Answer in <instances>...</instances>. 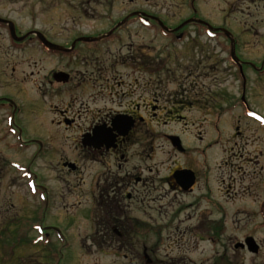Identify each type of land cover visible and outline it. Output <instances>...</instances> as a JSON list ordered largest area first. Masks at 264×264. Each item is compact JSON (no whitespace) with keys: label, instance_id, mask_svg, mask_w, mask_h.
<instances>
[{"label":"flooded vegetation","instance_id":"1","mask_svg":"<svg viewBox=\"0 0 264 264\" xmlns=\"http://www.w3.org/2000/svg\"><path fill=\"white\" fill-rule=\"evenodd\" d=\"M172 1L182 5L179 15L169 9L160 11L154 7L164 4L163 0H96V3L70 0L69 4H98L105 12L96 17L86 10L84 18L71 21L63 37H58L56 33L50 36L40 29L47 40L57 45L50 49L33 34L22 41L11 39L8 32L5 34L8 42L5 50L35 45L38 52L50 57L49 64L52 66L38 68L47 70L46 81L53 92L51 96L60 97H53L50 103L55 115L52 120L62 127L60 133L64 134L63 138L70 140L67 146L65 140V148L61 147V152L56 155L55 165L60 163L61 171L59 168L58 171L67 175L65 179L84 184L80 206H84V218L89 229L85 239L103 248L120 250L122 245L143 238L139 251L143 256L148 255L150 260L154 256H149L146 242H150L154 234L158 235L155 237L156 242L169 239V216L184 221L183 234L195 232V229L203 230L192 221L200 225L203 218L210 219L208 229L200 234L205 239L216 238L217 218L212 219L211 216L218 209L225 211L231 205L236 212H252L249 220L246 218L241 222L243 227L256 222V225L264 224V53L256 61L242 57L244 38L236 32L234 49L239 60H233L228 39L217 30L218 27H227L225 21L219 23L213 17L211 19L198 14L197 0ZM240 1L264 10V0ZM119 6L115 16L113 12ZM249 13L255 15L251 11ZM257 15L254 20L261 17L264 22V14L263 18L261 12L258 11ZM97 18L100 27L92 31H86V27L78 23H88L90 20L94 23ZM119 20L123 24L114 27ZM187 20L181 28L176 29ZM158 21L162 22L165 29L160 28ZM207 23L209 26H204ZM15 28L18 36L33 29L21 31L16 25ZM159 34L172 39L173 44L158 47L144 40L143 45L129 44L139 42L140 36L150 40ZM122 37L124 39L121 40ZM133 37L137 40L133 41ZM192 38L193 42H198L195 45H209L214 57L228 69L230 77L219 92L197 86H207L208 82L197 79L194 83H183L179 81L188 79V76H172L176 70L188 71L190 74L188 66L194 60L191 58L193 55L188 52V58H183L178 53L186 52L185 47ZM201 58L210 60L212 56L201 53L196 59ZM239 67L245 76L237 74L236 69ZM11 69L13 71L14 67ZM253 69L258 74L250 77ZM34 73L39 74L40 69ZM58 82L70 83L74 89H67L64 95L59 94ZM167 84L175 86L168 92L163 88ZM161 94H167L166 105H160ZM18 96L0 94V113L4 121L11 118L22 142H47L39 134L25 137L26 130L18 117H21L23 109L21 102L29 100L24 99L25 94H22L24 98L21 100ZM38 97L36 106H42L41 102L49 105V99L43 95ZM188 111L209 116L204 122L211 138L203 141L202 130H198L193 148L182 138L183 144L180 141L181 147L178 148L173 145L171 135L180 134L172 129L162 131V136H157L167 145L168 153L175 156L163 159L164 170L154 167L158 164L153 160L154 122L158 123L163 116L171 118L173 115L174 121H183L186 119L183 113ZM200 123L197 128L201 127ZM227 123H230V127ZM245 125L253 128L252 137L245 133ZM2 128L4 132L8 130L6 124ZM225 130H228L230 137L236 131L235 138L239 140L230 144L227 156L218 164V148L229 143L225 138ZM249 143L252 148L245 152L249 149L246 146ZM38 156L40 151L36 152L35 158ZM32 172L37 192L44 193L46 210L51 209L49 202L53 201L54 193L50 184L45 182L36 166ZM224 192L226 197L222 195ZM246 197L250 198L249 204H239ZM174 201L178 202V207L170 210L171 202ZM137 206L143 208L152 220L146 223L142 231L137 230L135 225L137 216L131 215ZM191 208L192 213L187 215L186 212ZM39 224L45 236L49 237L52 231L47 227L55 224H43L42 221ZM61 234L66 241L64 232ZM150 251L154 253L151 248ZM66 261L70 263L68 259Z\"/></svg>","mask_w":264,"mask_h":264},{"label":"rangeland","instance_id":"2","mask_svg":"<svg viewBox=\"0 0 264 264\" xmlns=\"http://www.w3.org/2000/svg\"><path fill=\"white\" fill-rule=\"evenodd\" d=\"M90 1L96 3V0ZM163 2L164 4H157L154 7L158 8L160 11L169 9V11H173L175 15L176 13L178 15L182 13L180 10L183 8L181 4H178L172 0H163ZM88 3L89 6L86 4L84 5L77 3H72L69 5L58 0H0V14L1 16L15 20L18 28L21 31H25L37 26L35 28H38L39 30L41 29L50 36L56 33L58 37H63L67 33L66 28L70 27L68 25L71 24V21L74 18H84L85 16L83 13L86 12V10L87 13H90V15L93 13L96 17L99 15V13L105 12L102 7L98 6V4L95 5L90 2ZM196 6L198 14L210 17L211 19L213 17L219 23L225 21L231 27V29L237 31L239 37L244 38L241 50L242 57L258 60L259 56H261V53H264V22H262L261 17L259 20H254L255 16H258V11L262 13L263 18L264 10H261L259 6L257 9H255L250 7V5L247 3L245 4L241 1L239 2V0H197ZM119 9L120 6L117 7L113 12L115 16H117ZM250 11L253 12V14L255 13V15H250ZM171 21L175 20L171 19ZM78 23L81 24L83 28L86 27V31H92L100 27L98 18L94 20V23H92L91 20L88 23L83 21H78ZM122 39H124V37H122L121 40ZM138 39L139 42H130L129 44L143 45L142 42L144 40L146 43L154 44V46L160 47L159 45L162 43L161 40H158L157 43V40L154 37L148 40L147 38L140 36ZM132 40L136 41L137 39L133 37ZM125 41H128V39ZM190 42H188L189 44L185 47L186 52L178 53V55L183 58H188V52L193 55L191 58H194V60L188 66L190 74L188 75V71L183 72L182 70H176L172 76H188V79L184 78L185 80L179 81L183 83H194L197 79L208 82L207 86H202L201 84L197 86L203 89L208 87V89H211L213 92H219V89L224 87L225 83L230 77L228 69L226 66L219 63V59L214 57L209 45H195L198 44V42H193V38ZM28 44L32 43H27V45ZM193 44L194 46H192ZM6 46H8V42L5 40L4 29L0 28V94L7 93L19 95L18 98L20 100L24 98L22 94H25L24 99L29 101L21 102L23 109L21 117H18V121L21 123V126L25 128V134L28 136H34L38 134L41 135L39 137H42L47 141V146H44L46 151H41V155L37 158H33V149L20 148L17 151L10 150L8 147V142H11V140L14 138L3 131L2 126L5 124V122L2 113H0V228H7L10 221L19 222L21 219H23V216L29 217L30 215H33L34 209L36 208V202L33 200V198L28 197V195L24 193L22 180L20 181L15 176L11 177L9 172L12 170V168H10L11 166L6 168L5 165H3V161H5V159H10L11 161H27L29 158H32V168L33 165L34 167L36 166V170L42 173L45 182L50 184L52 192L54 193V195H52L53 201L51 204V209L47 215V218H45V221L46 223H56L61 225L73 242L72 248L68 250L67 254L69 259L68 262H70L68 264H147V258L139 251L142 247L141 243H143V238H140L139 240H133V243H129V245L122 247L129 249L128 251H125L127 254L126 259L118 258L119 260H114L108 258L107 256L101 255L97 250L98 245L89 243L90 240L85 239V235L86 233H89V229L87 221L84 218V206H80L84 184L81 181L77 182L73 179H65L64 177L67 175L58 171V168L61 171L60 163L59 165H55L57 162L58 153L61 152V147L65 148L64 142H66L65 140L67 139L63 138L64 134L60 133L62 132V130H60L62 127L52 120L55 115L50 103H52L53 97H60L59 95L51 96L53 92L51 93L50 85L46 81L47 75L45 72L47 70L38 68L43 66H52L49 64L50 57L48 55H44L40 51L38 52L39 49L36 48L35 45L25 46L24 48L17 49L9 48L5 50ZM36 53L38 55H36ZM201 53H203L205 56H207L208 53L211 54L212 59H196ZM172 56H174V53ZM174 59L175 58L172 60ZM180 61H182V59ZM213 61H215V63H213ZM211 66L214 68H210ZM11 67H14L13 71ZM38 69H40V73L35 74L34 72ZM196 70L198 74H196ZM255 84V89H257L256 81ZM174 86L175 85L173 84H167L163 88L169 92ZM57 87L59 94L63 95L67 92V89H74L70 83L61 84L58 82ZM38 95H43L46 99H49V105H45L44 102H41L42 106H36L38 105L36 101ZM161 96L162 98L160 105H166L167 103L165 102V98L167 94H161ZM26 105H29V107L27 108ZM194 111L183 113L186 116V119L183 121L180 119L174 121L173 114H171L173 115L171 118L168 116H163L162 118H159V124L156 121L154 122L153 127L155 130L160 127L164 128L165 130L172 129L173 131L178 132L187 145L195 143L197 140L196 135L198 130H202V136L204 138L203 141H208L212 135H210L204 120L208 119L209 116L207 114ZM199 121H201L199 124L201 127L197 128ZM161 122L164 123L160 124ZM184 123L186 124L184 125ZM227 125L230 127V123H227ZM245 128H247L245 133L252 137L253 131H251V129L253 130V128L249 125H245ZM235 132L236 131H234L233 135L230 137L228 130H225V138L226 141L229 140V143L226 142V144H223L224 147L218 148V164L224 160L225 156H227V149L230 144L232 145L233 141L239 140L235 138ZM4 135L6 136L3 137ZM244 139L245 138H243V140ZM69 143L70 140H67L66 146ZM246 146H248L249 149H246L245 152H249V150L252 148V145L249 143ZM153 147V160L155 163L158 162V164L154 165V167L164 170L165 164L163 163V159L168 156L175 155L173 153H168L167 145L162 141L161 137L157 136V134L154 135ZM234 151H236V148H234ZM52 158L54 159L53 161ZM166 163H168V161H166ZM245 168L246 166L244 165L243 169ZM248 169L250 172L252 171L249 167ZM155 183V187H157L158 180H156ZM225 183H227L226 179ZM225 193L226 192L222 194L224 197H226ZM249 200L250 198L246 197L245 200L239 204L247 205L249 204ZM175 202L176 201L173 203L171 202L172 205L170 206V210L177 209L178 202ZM144 212L145 211L143 208L137 206L131 215H135L140 219L147 220L145 222H148V216ZM191 213L192 208L186 212L187 215ZM251 216L252 212L250 211L242 213L235 212L231 205L229 207L228 216L223 218V221L229 226L228 230L222 234L223 242H221V244L218 243L216 246L207 245V243H201L197 245V249L194 250L193 253H189L188 251L186 252L196 260L197 264H219V261L221 260H223V264H230L229 262L234 264H242L243 262H240V258L242 257H244L245 264H264V250L259 256L248 257V253L244 254L241 251L240 253L236 252L232 250L231 244L228 245V239H231L233 235V237H239L244 233V231H249L250 234L255 233V238L257 240L264 241V229L256 230L248 227L246 230H244L235 228L237 226H235L234 221L237 217L243 221L246 220V218L249 220L248 217ZM218 217L219 215L214 214L211 216L212 219L217 218L220 220L221 218ZM27 221V224L32 222V220L29 219ZM192 222L203 230L208 229L210 225V219L206 218L201 220L200 225L195 220ZM9 226V229L7 228L8 232L9 230L11 231L16 227V225L13 224H10ZM219 230L220 226H218V231ZM30 235H34V231H31ZM166 241L169 242L168 240ZM153 242L152 240L150 242H146L145 247L147 248V252L151 258L154 256V253H151L150 248L153 250V252L158 254V259L156 262H167V260L158 261L160 260L161 256H164L167 253L175 255L179 252H182L172 242H169L166 246H158ZM191 244L193 243L191 242ZM13 246L15 248V254L7 260H1L0 256V264H18L16 254L20 251L19 241L13 240ZM34 250L35 249L29 250V255L36 259H32L31 264H45L46 259L43 256V252ZM215 250L217 251L215 252ZM24 251L26 252L28 250L26 249ZM1 252L2 247L0 249V254ZM180 254H182V256L184 255L183 253ZM37 260H39V262ZM153 263H155V260H153L150 264ZM176 264H179V262H176ZM183 264L189 263L185 261Z\"/></svg>","mask_w":264,"mask_h":264}]
</instances>
